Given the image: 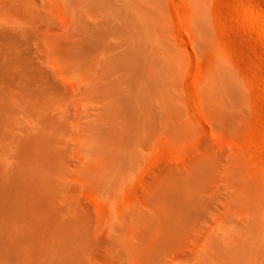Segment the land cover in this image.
<instances>
[{"label":"rangeland","instance_id":"1","mask_svg":"<svg viewBox=\"0 0 264 264\" xmlns=\"http://www.w3.org/2000/svg\"><path fill=\"white\" fill-rule=\"evenodd\" d=\"M124 12L154 55L134 87L153 105L133 145L105 122L109 160L87 83L125 49ZM79 13L108 26L71 71ZM1 29L21 37L0 56V236L23 239L15 264L44 246L65 264H264V0H0Z\"/></svg>","mask_w":264,"mask_h":264},{"label":"bare ground","instance_id":"2","mask_svg":"<svg viewBox=\"0 0 264 264\" xmlns=\"http://www.w3.org/2000/svg\"><path fill=\"white\" fill-rule=\"evenodd\" d=\"M127 7L128 4L126 5V8ZM119 20L121 21L122 25L121 30L125 31V33H128V40L124 41L125 49L121 51L120 55H117L109 61L107 59L101 58L96 59L94 62V66L95 69L99 70V72L93 74V76L89 80V83H87L88 95L92 93L91 95H95L97 99L101 101V103L103 102V104L100 106L101 109H99L96 115H92L93 119L89 120V123H93V121H95L92 130V134L95 133V138L93 139V141L95 142L94 147L96 146V149L100 152V154H98L99 156L107 157V159L117 157V150L115 148V150L107 149V147L105 148L102 141L99 140L100 135L103 133L102 126L105 124V122L114 118V115H116V119L111 120L113 126H110V128L114 132L118 130V127L120 126L126 133L124 134L125 137L123 138H121L118 133V135L116 134L114 137H117L119 141H123L126 144L133 145V143L135 142H140V138L138 140H135L137 137V130L142 126H146L147 120H145V116L151 113L153 105L151 94L149 93V91L148 93H146L148 88L145 91L142 90L136 93L134 92V87H136V82L140 79L143 72H145L146 67L149 66L148 64L152 62L154 55H150L149 57L145 52L147 51L148 46H145V44L137 45V43L135 42L136 39H139V37L133 32L135 25L133 16L127 15L124 12L121 14V16H119ZM77 21L78 22H76L77 24H75V28L72 35L73 40L70 42L69 45L70 48L66 49L65 52L67 53L66 58L70 59V62L75 63L73 67L69 66V69L71 71H85L84 68H87L85 62L86 60H88L86 53L92 47L94 48L95 46H97L96 40L92 41V39H98L99 36H102L106 32L108 24L107 21L103 18H97L93 21V23H91L90 18H88L87 20L86 18H83L82 14L80 13L78 14ZM27 36L29 35L26 34V37ZM20 39V36L12 35L8 30L1 29L0 56H14V46L16 43H21ZM125 53L126 55L129 53L131 54V56L127 57L128 60L123 61ZM127 62L128 66H132V68L137 69V72H133L132 75H128V72L127 74L122 75L121 68L123 64ZM118 73L119 75H117ZM123 78L124 80L126 79L125 81L127 82L128 88L126 90L122 87L124 86ZM165 106V102H160V108L162 109V117ZM123 113H125V115ZM123 118L126 120L123 121ZM141 118H143L144 121H142ZM148 130L149 128H147V130H144L142 138L149 133ZM127 152L130 153V151ZM0 238L1 240L4 239L1 236ZM20 240V243H22L23 239ZM20 243L17 244V241L13 242L12 240L8 242L3 241L2 248L6 250L4 252H7V254L9 255V259L7 260L11 261L10 263H8L7 261L3 264H15L16 258L20 260V258L22 259V257H24L23 249L19 248ZM229 253V250H223L221 252L223 256L227 257H229ZM37 254L40 256H38L39 259L36 261V263L43 264L42 260L43 257H45L44 262L46 264V262L49 261L51 257V250L48 246H44L40 250V253ZM58 258L60 259L52 258V262L49 261L51 262L49 264L66 263V258L63 257L61 259V255Z\"/></svg>","mask_w":264,"mask_h":264}]
</instances>
